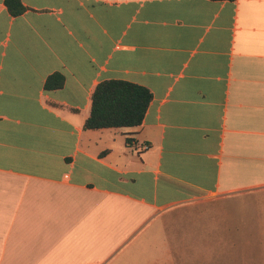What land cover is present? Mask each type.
I'll return each instance as SVG.
<instances>
[{
	"label": "crops",
	"instance_id": "crops-1",
	"mask_svg": "<svg viewBox=\"0 0 264 264\" xmlns=\"http://www.w3.org/2000/svg\"><path fill=\"white\" fill-rule=\"evenodd\" d=\"M21 3L0 0V264H264V0ZM109 80L151 92L140 126L84 128Z\"/></svg>",
	"mask_w": 264,
	"mask_h": 264
},
{
	"label": "trees",
	"instance_id": "trees-1",
	"mask_svg": "<svg viewBox=\"0 0 264 264\" xmlns=\"http://www.w3.org/2000/svg\"><path fill=\"white\" fill-rule=\"evenodd\" d=\"M14 16L25 11L21 0H6ZM64 84V76L56 74L47 81V87L59 89ZM152 101L151 92L142 86L119 80L100 83L92 97L90 116L85 129L138 127L142 124Z\"/></svg>",
	"mask_w": 264,
	"mask_h": 264
},
{
	"label": "rangeland",
	"instance_id": "rangeland-1",
	"mask_svg": "<svg viewBox=\"0 0 264 264\" xmlns=\"http://www.w3.org/2000/svg\"><path fill=\"white\" fill-rule=\"evenodd\" d=\"M108 264H166L168 256L151 248H127ZM156 258V260H155Z\"/></svg>",
	"mask_w": 264,
	"mask_h": 264
},
{
	"label": "built area",
	"instance_id": "built-area-1",
	"mask_svg": "<svg viewBox=\"0 0 264 264\" xmlns=\"http://www.w3.org/2000/svg\"><path fill=\"white\" fill-rule=\"evenodd\" d=\"M148 147L147 146H145V149H147Z\"/></svg>",
	"mask_w": 264,
	"mask_h": 264
}]
</instances>
